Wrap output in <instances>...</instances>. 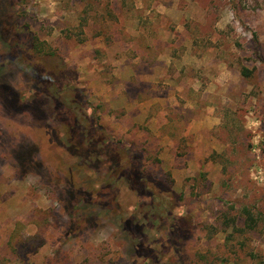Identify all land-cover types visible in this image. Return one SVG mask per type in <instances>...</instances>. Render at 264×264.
Wrapping results in <instances>:
<instances>
[{
	"label": "rangeland",
	"instance_id": "374dc122",
	"mask_svg": "<svg viewBox=\"0 0 264 264\" xmlns=\"http://www.w3.org/2000/svg\"><path fill=\"white\" fill-rule=\"evenodd\" d=\"M1 12L0 264L264 262V222L249 231L241 216L264 217V0H4ZM30 38L53 56L36 63ZM56 106L94 130L98 154H73ZM106 145L140 154L171 185L168 206L121 179Z\"/></svg>",
	"mask_w": 264,
	"mask_h": 264
},
{
	"label": "trees",
	"instance_id": "16d2710c",
	"mask_svg": "<svg viewBox=\"0 0 264 264\" xmlns=\"http://www.w3.org/2000/svg\"><path fill=\"white\" fill-rule=\"evenodd\" d=\"M4 0H0V36L3 37L4 30H5V22H4V15H2L1 8L3 5ZM11 28L14 27L11 25ZM11 33V31H9ZM19 34L20 32L17 31ZM24 43V42H23ZM25 49H29V53L31 54L33 51L36 54H33V59L37 62L38 58H45V57H52L53 54L50 52H45V44L41 43L40 46L35 44V41L33 38H30L27 40V42L23 45ZM45 64V63H44ZM35 68V67H34ZM241 74L245 78H250L253 75V70H250L248 68L243 67L241 69ZM56 113L61 117L62 122L64 124V127L68 131V137L67 141L69 143L70 148L73 151V154L76 156L81 157H87L93 155V153H97L95 149V143L97 142L96 133H94V130H90L88 134V138L83 135L84 132H81L82 129H79V127L76 126V122H78L72 114L65 111L64 109H61L59 106H56L55 108ZM80 132V133H78ZM106 145L103 150H101L100 154L104 157L108 158V160L113 162V165H115L117 173L119 174V177L121 179H128L130 183H132L133 177V184L136 185V190H138V193L140 195H147L150 197L152 203L156 206H163L169 204V200H171L172 197V187L167 182H161V181H152L150 176L147 175L145 167H143L142 161L139 162L140 154H136L135 152H132V150L129 148H126L127 150L120 149L119 146ZM79 152V153H78ZM81 153V154H80ZM111 154L110 156H108ZM25 160V159H23ZM132 184V185H133ZM168 206V205H167ZM171 212V211H170ZM169 212V213H170ZM242 217H244V225L246 230L254 231L257 230L260 221L262 220L264 222L263 214L255 215L253 210L250 208H244L242 211ZM259 217V218H258ZM177 216L173 219V228L174 232L180 234L183 232V229L180 228L177 225V220L179 221L180 218ZM237 218V217H236ZM233 218L231 220H228L229 222H233V226L236 227L237 225V219ZM231 227L232 224H228ZM176 233V234H177ZM257 264H264V262H259Z\"/></svg>",
	"mask_w": 264,
	"mask_h": 264
}]
</instances>
